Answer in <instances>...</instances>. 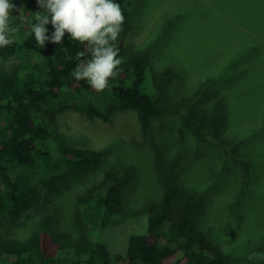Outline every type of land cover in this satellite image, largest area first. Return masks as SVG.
Masks as SVG:
<instances>
[{
  "label": "trees",
  "instance_id": "trees-1",
  "mask_svg": "<svg viewBox=\"0 0 264 264\" xmlns=\"http://www.w3.org/2000/svg\"><path fill=\"white\" fill-rule=\"evenodd\" d=\"M12 2L23 8L25 19L13 17L11 27L18 29L11 37L14 43L0 48V220L9 224L21 221L27 212L39 206L42 188L49 194H58L71 178L82 181L88 175L100 174V179L97 177L77 195L70 221L63 227L57 225L55 215L45 213L25 240L6 238L0 228V264H234V255L215 243L204 228L202 194L181 184L171 170V161H162V194L143 199L132 208L128 190L135 178L133 167L122 158L121 162H114L116 165H106L111 154L108 149L68 145L53 124L58 113L76 109L90 122L131 117L140 132L147 134L156 120L180 112L191 129L200 126L204 129L201 131L219 129L225 121L221 103L227 97L235 101L229 91L224 93L216 87V83L227 79L230 64L218 70L219 64L213 62L218 70L215 76L194 80L199 88L192 94L186 92L188 96H177L176 102H172L170 87L178 74L166 57L174 58L170 54L174 53L187 61L186 65L196 68L185 50L179 51L181 38L172 42L188 14L174 7L167 10L155 43L129 49L134 11L129 0H116L125 22L115 45L125 62L117 69L118 74L109 78L108 87L97 91L86 80L77 81L72 75L79 63L77 53L86 50L87 45L72 40L66 33L61 44L49 41L39 47L31 33L35 12L40 11L36 0ZM12 15L19 13L13 11ZM190 22L191 19L184 20L185 25ZM47 28L51 35L54 31L51 24ZM246 43L247 57L254 48ZM9 57L15 59L11 65L6 64ZM90 58L86 55L81 59ZM250 72L255 77V71ZM198 95L205 96L209 104L214 102L211 112L201 102L199 108L193 105L198 102ZM262 107L264 110V102ZM255 118H248L244 125L235 122L240 135L245 136L251 130L246 125ZM259 121L258 136L264 134V116ZM254 140L251 136L241 139L235 135L241 158L228 156L224 163L215 159L216 167L220 168L218 173L225 175L229 168L228 177L235 170L250 178L251 164L262 163L253 146L264 144V136L258 137V142ZM262 169L261 165L258 185ZM113 218L123 223L145 220L141 234L130 236L125 253L112 254L107 243L93 238ZM262 251L254 257L257 264H264V258H260L264 257ZM172 258L174 261L168 263ZM246 261L250 264L249 259Z\"/></svg>",
  "mask_w": 264,
  "mask_h": 264
},
{
  "label": "rangeland",
  "instance_id": "rangeland-1",
  "mask_svg": "<svg viewBox=\"0 0 264 264\" xmlns=\"http://www.w3.org/2000/svg\"><path fill=\"white\" fill-rule=\"evenodd\" d=\"M129 6L134 11L129 49L154 44L165 12L173 7L185 11L188 14L186 19H191L189 25H185L186 19H183L171 41L177 43L181 38L179 51L184 49V54L196 68L186 65L187 61H182L174 53H170L174 58L166 57L178 74L170 87L172 102L188 96V91L194 93L199 88L194 80H206L230 64L227 79L216 83L218 90L229 91L235 97V101L231 99L232 105L228 97L221 103L223 125L214 132L201 131L204 130L202 126L191 129L180 112H172L164 119L156 120L153 128L142 134L131 117L90 122L82 113L71 109L54 117V128L70 146L108 149L111 154L106 165L121 162L119 159L122 158L133 167L135 178L128 190L132 208H136L143 199L162 194V161H171V170L181 184L202 194L203 225L215 238V243L234 255V264H246L248 259L250 264H257L254 257H258V252L264 248V144L260 142L253 146L262 163H250V178L235 170L228 177L229 168L225 175L219 174L215 159L224 163L228 156L241 158L235 135L241 139L251 136L255 138L254 142L264 136L263 133L258 136V118L264 116V0H129ZM247 41L254 51L246 57ZM202 62L207 63L197 65ZM213 62L219 64L218 70ZM246 70L255 71V77L252 78L250 71L244 74ZM196 100L198 102L193 105L197 104L199 108V102L206 104L209 106L207 112L214 107V102L209 104L203 95H198ZM254 116L253 123L246 125L251 130L245 136L240 135L235 122L244 125L248 118ZM261 165L263 169L258 185ZM97 177L100 179V174L88 175L82 181L71 178L58 194H49L42 188L39 206L27 212L21 221L9 224L0 220L1 234L10 239L25 240L45 213L55 215L58 226L67 225L75 198L98 180ZM144 228L145 220L123 223L113 218L93 238L107 243L112 254H120L126 252L130 236L141 234ZM173 261L172 258L167 262Z\"/></svg>",
  "mask_w": 264,
  "mask_h": 264
},
{
  "label": "clouds",
  "instance_id": "clouds-1",
  "mask_svg": "<svg viewBox=\"0 0 264 264\" xmlns=\"http://www.w3.org/2000/svg\"><path fill=\"white\" fill-rule=\"evenodd\" d=\"M36 3L40 11L35 12L31 33L37 45L44 47L49 41L61 44L66 33L72 40L86 44V50L77 53L79 63L73 77L77 81L86 80L97 91L108 87L109 78L115 77L125 62L115 45L125 22L121 5L116 0H36ZM13 11L19 15L13 16ZM13 17L24 20L23 8L12 0H0V48L14 43L11 37L18 29L11 27ZM49 24L54 29L51 35ZM86 55L91 58L82 60ZM14 62V57H9L6 64Z\"/></svg>",
  "mask_w": 264,
  "mask_h": 264
}]
</instances>
